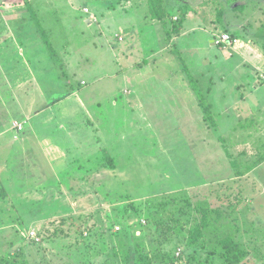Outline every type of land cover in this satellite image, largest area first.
I'll list each match as a JSON object with an SVG mask.
<instances>
[{
	"label": "rangeland",
	"instance_id": "1",
	"mask_svg": "<svg viewBox=\"0 0 264 264\" xmlns=\"http://www.w3.org/2000/svg\"><path fill=\"white\" fill-rule=\"evenodd\" d=\"M262 21L264 0H0V264H194L225 238L264 264Z\"/></svg>",
	"mask_w": 264,
	"mask_h": 264
},
{
	"label": "trees",
	"instance_id": "2",
	"mask_svg": "<svg viewBox=\"0 0 264 264\" xmlns=\"http://www.w3.org/2000/svg\"><path fill=\"white\" fill-rule=\"evenodd\" d=\"M153 9V8H152ZM154 14H156V11H154ZM182 19H180L177 23H174V27L171 29V32L178 31V28L181 25ZM260 29L264 34V21H262L260 25ZM168 30V29H167ZM168 32H170L168 30ZM45 45L48 46L47 41H45ZM201 92L196 91V94L198 95L199 99L202 100V96L200 95ZM202 104L203 101H201ZM208 108V105H204ZM206 110V108H205ZM207 111V110H206ZM262 148L264 150V143L262 144ZM103 158L107 161V166L109 168H113L112 160L109 158L108 154L104 152ZM261 161H264V153L260 155ZM155 216V215H154ZM153 216V217H154ZM149 221V217L146 218ZM202 225H206L204 218L202 219ZM160 227H164V225H161ZM191 233H195L194 230L191 231ZM169 236H166L163 239H159L158 237H155L156 242L158 243V249L159 247L163 248V244L165 240L168 239ZM186 237L184 235L179 234L176 239L174 240V247L181 249L184 247ZM176 244V246H175ZM190 244V242H188ZM176 248H174L176 250ZM162 251V250H161ZM200 251L205 252V255L203 257H195L193 254L190 255V260L194 262V264H239L242 262V260L246 257V251L239 247V245L235 242H232L231 240L225 238L223 240H218L216 242H213L210 244L209 248L202 245L200 248ZM178 254V253H177ZM159 257L160 264H175V260H178L175 256V253H163L158 255H147L145 258L142 257H136L134 264H153L156 258ZM182 259V257H180ZM12 264H26L24 262L21 263H12Z\"/></svg>",
	"mask_w": 264,
	"mask_h": 264
},
{
	"label": "built area",
	"instance_id": "3",
	"mask_svg": "<svg viewBox=\"0 0 264 264\" xmlns=\"http://www.w3.org/2000/svg\"><path fill=\"white\" fill-rule=\"evenodd\" d=\"M86 9H85V13H86ZM231 36L228 35L227 33H223L221 34V36L219 37L218 41L216 42L217 44H229L232 43ZM234 43H237V40L234 39Z\"/></svg>",
	"mask_w": 264,
	"mask_h": 264
}]
</instances>
